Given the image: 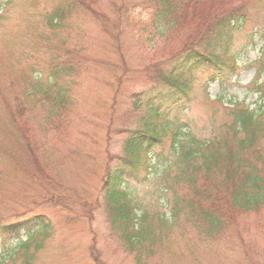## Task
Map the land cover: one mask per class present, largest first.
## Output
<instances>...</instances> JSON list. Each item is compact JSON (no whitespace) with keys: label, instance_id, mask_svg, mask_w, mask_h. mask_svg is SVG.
Returning <instances> with one entry per match:
<instances>
[{"label":"rangeland","instance_id":"1","mask_svg":"<svg viewBox=\"0 0 264 264\" xmlns=\"http://www.w3.org/2000/svg\"><path fill=\"white\" fill-rule=\"evenodd\" d=\"M147 1L0 0V264H24L25 241L30 264H264V210L234 211L209 233L186 211L199 187L184 186L179 169L191 143L234 149V106H261L264 0H192L199 19L177 12L172 31ZM213 15L238 21L220 69L194 68L187 97L157 107L161 137L122 186L129 225L117 226L102 194L106 171L163 89L157 74ZM255 144L243 155L262 167L264 127ZM222 176L214 195L225 194ZM142 230L152 239L129 246L126 236Z\"/></svg>","mask_w":264,"mask_h":264},{"label":"trees","instance_id":"2","mask_svg":"<svg viewBox=\"0 0 264 264\" xmlns=\"http://www.w3.org/2000/svg\"><path fill=\"white\" fill-rule=\"evenodd\" d=\"M147 2L155 9V21L171 31L180 22H178L177 12L183 13L185 17L186 11L190 9L193 19H199L196 12L192 10V8H197V3L192 0H148ZM89 10L92 14L95 13ZM237 24L238 21L230 17L223 18L213 15L200 18V21L197 20L194 23L195 39L184 45L180 53L170 59L169 70L157 74L156 82L161 84L163 89L157 92L148 103H145V114L140 117L141 128L134 130L124 139L122 156L116 160L114 167L106 171L102 194L106 207L114 218H112L113 224L129 225V207L125 202L122 186L126 179L134 177L139 172L140 159L146 147L157 143L161 137L162 132L157 125V107L162 103L182 101L187 97L191 88L188 77L194 68L205 67L215 69V71L220 69L221 59L225 52L223 48L229 39L231 30ZM260 70L261 72L257 75L258 80L264 75V67ZM212 77V79H217L218 83L223 82L219 72L213 73ZM262 91L261 106H258L256 110L234 106L236 110L232 112L233 132L235 136H240V134L242 136L241 140H237L234 149L231 146H224L220 148L221 150L209 151L211 143H203L199 146L191 143L182 148L179 154V158L183 160L179 168L182 184L188 189L197 190L199 187L196 191L197 199L187 202L186 211L191 220L194 219L202 228H207L206 231L209 233L214 234L220 227L229 226L234 211L245 214L264 210V165L258 167L250 163L243 155L255 149V143L263 132L264 126L261 118L264 111V90ZM61 97L62 94L58 93L53 103L56 105V101H59ZM136 109L140 110V106ZM258 160L259 158L254 161ZM217 172L223 173L224 196L214 195L215 193L210 190L213 187V177ZM5 231L0 229V235H5ZM132 237H137V239L129 240L131 236H126L129 246L134 243L140 244L145 238L151 237L152 239L151 232L146 230L140 233L135 231ZM28 247L27 241L18 245V249L23 250L21 256H23L24 264H30L29 260L33 259V255L28 254ZM39 248L40 244H36L35 251Z\"/></svg>","mask_w":264,"mask_h":264}]
</instances>
